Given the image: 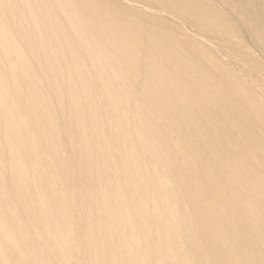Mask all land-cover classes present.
Listing matches in <instances>:
<instances>
[{
	"label": "bare ground",
	"instance_id": "bare-ground-1",
	"mask_svg": "<svg viewBox=\"0 0 264 264\" xmlns=\"http://www.w3.org/2000/svg\"><path fill=\"white\" fill-rule=\"evenodd\" d=\"M0 264H264V0H0Z\"/></svg>",
	"mask_w": 264,
	"mask_h": 264
}]
</instances>
